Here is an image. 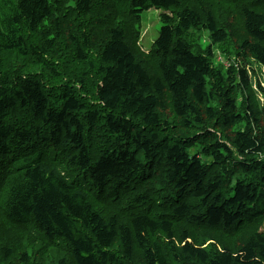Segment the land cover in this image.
<instances>
[{"label": "trees", "instance_id": "trees-1", "mask_svg": "<svg viewBox=\"0 0 264 264\" xmlns=\"http://www.w3.org/2000/svg\"><path fill=\"white\" fill-rule=\"evenodd\" d=\"M208 1L0 0V59L15 67L0 68V264H264V104L246 65L211 62L224 46L264 69V0ZM218 5L244 17L237 50ZM151 7L165 11L143 51ZM167 107L196 135L165 132ZM29 241L62 256L32 261Z\"/></svg>", "mask_w": 264, "mask_h": 264}, {"label": "rangeland", "instance_id": "rangeland-1", "mask_svg": "<svg viewBox=\"0 0 264 264\" xmlns=\"http://www.w3.org/2000/svg\"><path fill=\"white\" fill-rule=\"evenodd\" d=\"M208 3H213V1L209 0ZM165 10L157 9L154 7H151L147 10L142 11L141 13V45L144 49L148 50L151 46V44L155 41L159 34V30L162 26V22L160 20V14L164 12ZM240 10H234L231 7L227 6H220L218 5L216 9V14L220 17L217 18L218 20V26L219 28H224L227 31V34L229 36V44H232L234 49L237 50L238 46L242 45L243 40L247 37V34L245 33L242 24H243V15L239 12ZM202 44L203 46H206L209 44V39L207 37V31L201 29L200 32ZM215 46H213L214 48ZM215 51H213V55L211 56V62L214 67V71L221 73L222 75L226 74L228 69L231 68L232 65L236 64L238 66L246 65L249 68V73L251 75V83H252V101L255 108L261 109V107L264 104V69H260V64L255 61L254 58L250 57L246 58L244 57V62L237 63L233 56H231L233 53L229 50H227L224 46H216ZM14 63L16 64L17 68L26 75H31L34 71H37L39 68L34 67L35 65H32L27 60H23L21 58H15ZM148 63V61H147ZM14 65H8L5 60L0 59V68H4L7 71H13L15 70ZM17 69V71H18ZM19 72V71H18ZM215 80V79H214ZM209 87V86H208ZM250 90H243L240 86L237 87V93H235L236 97V109L235 113H239V115H244L245 110V94H249ZM214 98H212L213 100ZM219 98L215 97L214 99V107L219 108L218 103ZM160 114L162 113V117L167 118L169 120L168 127L165 130V132L173 134H182V135H193L194 130H180L179 128H182L181 126V120L174 119L171 114V108L167 107L166 110H159ZM167 115H170L167 117ZM163 118V119H164ZM212 122H210L211 124ZM212 125V124H211ZM244 125L243 121L236 122L234 124L233 128H242ZM183 129V128H182ZM260 131L261 135H264V122H261L259 126H254V133H258ZM196 135V134H195ZM174 136V135H173ZM200 149V146L198 148H192L191 152L189 151V154L192 156L193 154H197V157H199L204 162L207 167L210 166V170H214V166L209 161L211 159L210 156H204L201 155V153L198 151ZM217 171V170H216ZM219 172V171H217ZM259 221H257L255 224H258ZM257 229H264V219L261 220L259 223ZM206 234H209L208 232ZM250 234V231H244L238 235L229 236L228 237V244L231 246L237 247L242 241L243 238H247V236ZM17 236V235H16ZM21 238V241L27 240L28 237H25L23 235L19 236ZM26 238V239H25ZM225 242L227 239V236L223 237ZM26 248L28 249L30 253V257L32 258V261L36 259L37 256H43L46 257L52 256L53 257H61L58 252L52 251L51 255H47V251L42 250V246L37 242H27L25 244ZM138 264H140V261H136ZM47 264H50L47 260ZM5 264V263H4Z\"/></svg>", "mask_w": 264, "mask_h": 264}, {"label": "clouds", "instance_id": "clouds-1", "mask_svg": "<svg viewBox=\"0 0 264 264\" xmlns=\"http://www.w3.org/2000/svg\"><path fill=\"white\" fill-rule=\"evenodd\" d=\"M213 79V78H212Z\"/></svg>", "mask_w": 264, "mask_h": 264}]
</instances>
